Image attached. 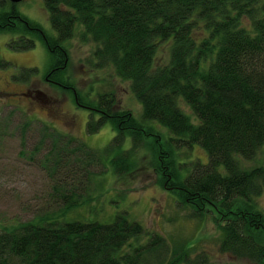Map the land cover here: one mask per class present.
<instances>
[{
	"label": "trees",
	"instance_id": "1",
	"mask_svg": "<svg viewBox=\"0 0 264 264\" xmlns=\"http://www.w3.org/2000/svg\"><path fill=\"white\" fill-rule=\"evenodd\" d=\"M44 8L55 37L8 0H0V33L13 36L7 43L12 51L43 42L49 53L46 81L67 89L89 110L88 134L111 125L114 136L103 152L76 139L86 150L73 148V153L85 152L98 163L105 152L120 179L137 169L144 151L156 184L181 209L191 218L210 213L220 221L221 252L264 264V215L254 200L264 192V167L245 170L239 164V158L251 160L264 146V0H44ZM73 38L96 44L95 66H111L129 82L140 118L116 109L111 94L86 100L77 92L65 74L63 48ZM161 50L167 55L156 65ZM8 65L0 58V69ZM35 74L36 68H28L12 77L26 81ZM181 102L191 115L181 111ZM156 124L168 134L157 131ZM30 126L19 127L22 138ZM42 126L34 152L60 136ZM53 144L50 150L57 151L51 154L61 160L58 152L67 145ZM194 145L207 153V164L178 159L179 150ZM61 196L64 209L58 216L46 213L1 227L0 264H211L185 243L147 232L123 210L104 222L67 219L85 202L71 190Z\"/></svg>",
	"mask_w": 264,
	"mask_h": 264
},
{
	"label": "rangeland",
	"instance_id": "2",
	"mask_svg": "<svg viewBox=\"0 0 264 264\" xmlns=\"http://www.w3.org/2000/svg\"><path fill=\"white\" fill-rule=\"evenodd\" d=\"M17 9L38 23L47 34L56 36L48 21L44 0H21ZM12 37L0 33V58L9 64L6 69H0V230L3 225L15 226L37 220L46 213L58 216L64 209L61 195L71 190L81 194L85 204L72 210L67 219L84 216L87 220L104 222L109 221L110 214L123 210L139 221L147 232L164 235L175 244L185 243L192 254L206 255L211 264H253L220 251L219 220L215 222L210 213L202 219L191 218L187 209H181L171 194L158 187L156 176L146 167L144 151L140 152L137 169L120 179L113 176L105 152L102 162L98 163L96 159H86L85 152L73 153V148L86 150L76 139L93 151L103 152L114 136L111 125L106 124L88 134L89 110L78 106L67 89L46 81L49 53L43 42L37 40L35 48L17 52L7 46ZM96 47V44L81 42L79 38L65 42L66 76L86 100H94L98 94H111L116 100V109L130 111L136 119L140 118L141 106L131 93L129 82L117 77L111 66H95ZM166 55V50H161L156 65L164 63L160 61ZM28 68H36L37 74L26 81L13 79L12 75ZM180 108L191 115L182 102ZM25 122L30 123L31 129L22 138L19 127ZM44 124L60 136L57 135L55 144L46 140L34 152L40 138L38 131ZM154 127L162 135L168 134L165 128L157 124ZM61 136L69 140L74 137V140L71 138L68 145L69 140ZM52 144L63 148L67 145L64 151L58 152L61 160L57 159V153L56 158L51 154L57 151L50 150ZM124 146H130L129 137ZM186 158L202 164L207 162L205 151L197 145L189 151L179 150L178 159L183 162ZM239 161L245 170L264 167V146L253 159L239 158ZM254 200L264 215V192Z\"/></svg>",
	"mask_w": 264,
	"mask_h": 264
},
{
	"label": "bare ground",
	"instance_id": "3",
	"mask_svg": "<svg viewBox=\"0 0 264 264\" xmlns=\"http://www.w3.org/2000/svg\"><path fill=\"white\" fill-rule=\"evenodd\" d=\"M8 2H10L9 0H8ZM11 3V2H10ZM20 3V2H19ZM11 4H14V5H16L17 6V4L18 3H11ZM69 40H67L66 42H68ZM35 76V75H34ZM199 147V146H198ZM201 148V147H200ZM206 153V152H205ZM206 155H207V153H206ZM207 162H208V155H207ZM207 162L205 163V164H207ZM202 164V163H201ZM205 164H203V165H205Z\"/></svg>",
	"mask_w": 264,
	"mask_h": 264
},
{
	"label": "water",
	"instance_id": "4",
	"mask_svg": "<svg viewBox=\"0 0 264 264\" xmlns=\"http://www.w3.org/2000/svg\"><path fill=\"white\" fill-rule=\"evenodd\" d=\"M11 3H19L21 0H9Z\"/></svg>",
	"mask_w": 264,
	"mask_h": 264
}]
</instances>
